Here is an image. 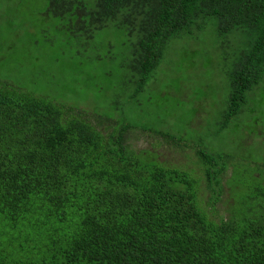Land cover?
Segmentation results:
<instances>
[{"label": "trees", "instance_id": "1", "mask_svg": "<svg viewBox=\"0 0 264 264\" xmlns=\"http://www.w3.org/2000/svg\"><path fill=\"white\" fill-rule=\"evenodd\" d=\"M0 3L34 8L56 32L55 45L62 36L72 55L115 31L123 58L112 53L108 61L138 79L135 92L157 73L172 42L207 32L244 35L247 49L226 73L220 132L264 80V0ZM137 133L162 139L179 161L138 150L131 143ZM219 161L170 134L0 80V264H264V175L229 165L225 181Z\"/></svg>", "mask_w": 264, "mask_h": 264}, {"label": "rangeland", "instance_id": "2", "mask_svg": "<svg viewBox=\"0 0 264 264\" xmlns=\"http://www.w3.org/2000/svg\"><path fill=\"white\" fill-rule=\"evenodd\" d=\"M18 8L17 4L0 3V80L34 90L56 102L170 134L181 145L222 158L218 163L225 167V181L231 175V167L240 168L244 175L252 167L264 175V168L259 170V165H264V80L247 94L242 114L226 130L220 132L215 125L217 111L220 114L226 108V73L231 61L237 52L247 49L248 38L244 35L234 31L219 37L207 32L172 42L157 73L145 89L135 92L138 79H133L126 69L118 70L120 64L108 61L112 53L123 58L122 39L115 31L95 36L86 50L79 47L81 55H72L62 36L55 45L56 32L40 23L34 8L24 5L17 11ZM208 22L215 25V20ZM222 44L223 51L219 49ZM221 53L230 57L227 64L220 60ZM256 121L259 124L253 125ZM131 138L138 150L160 152L159 161H179L175 150L158 137L137 133ZM230 158L235 162H228ZM198 176H202L200 171Z\"/></svg>", "mask_w": 264, "mask_h": 264}]
</instances>
